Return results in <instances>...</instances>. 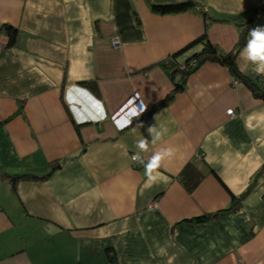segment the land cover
I'll use <instances>...</instances> for the list:
<instances>
[{"label": "crops", "instance_id": "obj_1", "mask_svg": "<svg viewBox=\"0 0 264 264\" xmlns=\"http://www.w3.org/2000/svg\"><path fill=\"white\" fill-rule=\"evenodd\" d=\"M185 1L193 7L152 10ZM263 7L0 0V264H264V99L227 66L206 62L150 112L174 88L161 61L206 28L221 50H236L239 23L264 22ZM5 24L17 29L14 44ZM252 32L236 64L264 91V72L248 59ZM69 91L83 102L78 117L103 114L94 99L107 117L77 122ZM189 163L204 175L192 192L181 180ZM21 173L39 177L18 179L14 190L9 175ZM234 198L236 210L217 213Z\"/></svg>", "mask_w": 264, "mask_h": 264}, {"label": "trees", "instance_id": "obj_2", "mask_svg": "<svg viewBox=\"0 0 264 264\" xmlns=\"http://www.w3.org/2000/svg\"><path fill=\"white\" fill-rule=\"evenodd\" d=\"M193 5L194 3L192 1H185L175 4H153L152 10L161 14L177 13V12L186 11L191 7H193ZM257 12L264 13V7L262 9L257 10ZM239 24L243 28L237 45V49L234 51L225 52L221 50L217 45H215L210 40L206 28L204 34L196 41L190 43L187 46V48L179 52H176L170 55L169 57L165 58L163 61H161L160 65L168 73V75L174 82V88L171 91V93H169L163 100L154 104L150 112H155L158 109L168 105L174 99L175 94L179 91H182L185 88L188 77L192 73H194L202 64L206 62H216L221 65L227 66L230 72L234 76L245 80V82L247 83L248 87L250 88V90L252 91L255 97L264 99V91L262 90V87H260L257 83L253 82L252 80L244 77V75L240 72L236 64V56L240 51V49H242L243 46L245 45L247 40V34L249 33L250 30H264V22L256 23L253 20H248L241 22ZM4 27L9 36V43L14 44L17 37V29L9 24H5ZM197 44L202 45L201 50L190 55L188 58L185 59L184 62H181L179 60V57L184 52L189 51ZM50 166H51L50 170L44 175L40 176V178H44L48 176L53 170L59 168L60 163L59 162L52 163V165ZM37 177L39 176L32 173L9 175V178H11L13 182L14 190H16L17 188L16 184L18 179L37 178ZM203 178H204L203 173L193 163L187 164L181 173V180L189 192H192L201 183ZM240 204H241L240 200L238 198H234V200H232V204L228 208L221 210L217 213H224V212H230L236 210L240 206ZM210 217L211 215H204L196 218L195 220L204 221L209 219Z\"/></svg>", "mask_w": 264, "mask_h": 264}, {"label": "clouds", "instance_id": "obj_3", "mask_svg": "<svg viewBox=\"0 0 264 264\" xmlns=\"http://www.w3.org/2000/svg\"><path fill=\"white\" fill-rule=\"evenodd\" d=\"M253 39L249 41L247 45V52H248V59L254 63L257 64V67L255 71L257 73L264 72V31L261 30H253L252 32ZM76 91L79 94L87 95L88 98H92L91 94L87 90H80L76 89ZM86 92V94H85ZM73 94L71 91H69L68 95H66V101L69 105V109L74 117V119L77 122L87 121L86 117L92 121L91 116L84 115L83 117H78V113L82 111L83 106H78L76 103H83L82 100L78 97L72 96ZM92 104H95V106H98L100 109L104 111L103 105L101 102L97 99L92 100ZM79 108V110H78ZM106 114V113H105ZM107 115V114H106ZM140 147L144 148L145 145L143 142L140 143Z\"/></svg>", "mask_w": 264, "mask_h": 264}, {"label": "built area", "instance_id": "obj_4", "mask_svg": "<svg viewBox=\"0 0 264 264\" xmlns=\"http://www.w3.org/2000/svg\"><path fill=\"white\" fill-rule=\"evenodd\" d=\"M115 45L118 46L119 45V40L118 39H115L114 41ZM227 113L231 116H234L235 115V112H234V109L233 108H230L229 110H227ZM106 114L103 113L101 116L99 115H93L92 116V121H99L100 119H104L106 118ZM87 120H89L87 117H86ZM90 121V120H89ZM142 155L141 154H138V153H135L132 155V160L134 162V164H138L139 160L141 159ZM263 174H264V170H263ZM238 264H246L245 262L241 261L239 262Z\"/></svg>", "mask_w": 264, "mask_h": 264}, {"label": "rangeland", "instance_id": "obj_5", "mask_svg": "<svg viewBox=\"0 0 264 264\" xmlns=\"http://www.w3.org/2000/svg\"><path fill=\"white\" fill-rule=\"evenodd\" d=\"M143 161H144V159H143V157H141V159L139 160L138 164H136V165H140Z\"/></svg>", "mask_w": 264, "mask_h": 264}]
</instances>
